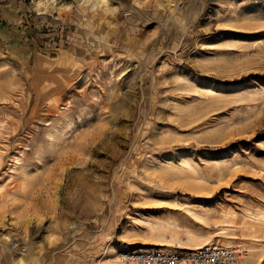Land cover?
Masks as SVG:
<instances>
[{
  "label": "rangeland",
  "instance_id": "obj_1",
  "mask_svg": "<svg viewBox=\"0 0 264 264\" xmlns=\"http://www.w3.org/2000/svg\"><path fill=\"white\" fill-rule=\"evenodd\" d=\"M29 1L0 0V264H264V0Z\"/></svg>",
  "mask_w": 264,
  "mask_h": 264
},
{
  "label": "built area",
  "instance_id": "obj_2",
  "mask_svg": "<svg viewBox=\"0 0 264 264\" xmlns=\"http://www.w3.org/2000/svg\"><path fill=\"white\" fill-rule=\"evenodd\" d=\"M43 0H30L36 3ZM32 16L33 12L30 11ZM248 254L241 245L224 246L219 243L204 245L203 248L188 251L163 252L159 250H126L121 255L122 264H236Z\"/></svg>",
  "mask_w": 264,
  "mask_h": 264
},
{
  "label": "crops",
  "instance_id": "obj_3",
  "mask_svg": "<svg viewBox=\"0 0 264 264\" xmlns=\"http://www.w3.org/2000/svg\"><path fill=\"white\" fill-rule=\"evenodd\" d=\"M59 2V0H44L43 2L37 4L36 7L40 11H36V13H44L45 11L49 10V8H51L52 6L57 5Z\"/></svg>",
  "mask_w": 264,
  "mask_h": 264
},
{
  "label": "bare ground",
  "instance_id": "obj_4",
  "mask_svg": "<svg viewBox=\"0 0 264 264\" xmlns=\"http://www.w3.org/2000/svg\"><path fill=\"white\" fill-rule=\"evenodd\" d=\"M44 1V0H43ZM43 1H40L39 3L43 2ZM39 7V6H38ZM44 7V6H43ZM47 7V6H46ZM2 133V132H1Z\"/></svg>",
  "mask_w": 264,
  "mask_h": 264
}]
</instances>
